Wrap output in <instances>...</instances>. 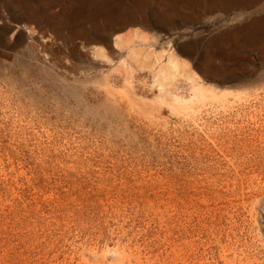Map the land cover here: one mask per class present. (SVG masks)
<instances>
[{
	"label": "rangeland",
	"instance_id": "374dc122",
	"mask_svg": "<svg viewBox=\"0 0 264 264\" xmlns=\"http://www.w3.org/2000/svg\"><path fill=\"white\" fill-rule=\"evenodd\" d=\"M262 24L264 0H0V264H264ZM141 37L193 46L177 98ZM203 59L243 84L192 82Z\"/></svg>",
	"mask_w": 264,
	"mask_h": 264
},
{
	"label": "bare ground",
	"instance_id": "6f19581e",
	"mask_svg": "<svg viewBox=\"0 0 264 264\" xmlns=\"http://www.w3.org/2000/svg\"><path fill=\"white\" fill-rule=\"evenodd\" d=\"M145 13L146 12L144 10H142V8H141V10H138V12H136L135 14H124V15H122L119 18V22L123 24L122 28H124L126 26L140 24V23L149 24L150 20L145 15ZM262 25H263V27L262 26L261 27L264 29V24H262ZM262 28H260V29H262ZM112 30L113 29L111 27H109V25L107 24V26L105 28V32H107V34H109L111 36ZM117 31H119V29H115L112 32H117ZM146 37H147V35H146ZM106 38H108V37H106ZM116 38L119 39L120 42L123 40V37L121 35H116ZM165 38H166V35H161L157 40L160 41V40H163ZM141 39H142V41H141L140 45L136 44V43H132L130 45L129 57L133 60L142 59L143 62H142V67L140 70H144V68L145 69L150 68L151 70L154 69L153 71L155 72L156 77L157 78H163V80H158V81L156 80V83L154 81L155 86L160 87V97L164 98L165 95L170 93L173 98H177L171 89V85L173 82H176V81L180 80L182 77H184L185 71L190 69L189 61H190L192 54H193V51H194L193 46H191L189 43H186L185 45L180 44L181 41L176 40V39H171L170 41H168L169 48L173 42L178 45V49H179L180 53L184 57H186V59L184 61H182L180 56H178L175 53L171 54L168 50H165V49L164 50L162 49L159 52H156V51L153 52L152 48L154 46L153 45L154 41L151 42V40L149 41L147 39H144L143 37H141ZM106 41H107V39H106ZM109 45H111V44H109ZM117 45H119V43H117ZM165 57H167L166 63H164ZM152 58H155L156 63L154 64V66L151 65L149 67V61ZM187 60H189V61H187ZM208 60L209 59H203L200 63H198L196 60H193V62H192L193 66L195 67V69L198 71V73L200 75L199 76L198 75H195V76L192 75L191 76L192 82L193 81L197 82V79H198L199 81L197 83H199L200 80H202L203 78L204 79L211 78L212 80L218 81L220 83H228L231 87H235V88L239 87L240 83H242L241 82L242 79H244L243 77H245L244 75L238 76L235 74L234 71H232L228 68H225V69L217 68ZM182 62H184V64ZM139 65H141V64H139ZM197 76H198V78H197ZM197 87L199 88V90H201V91L203 90L202 85H197ZM152 88H153V86H152ZM229 90L230 89H228V91Z\"/></svg>",
	"mask_w": 264,
	"mask_h": 264
}]
</instances>
